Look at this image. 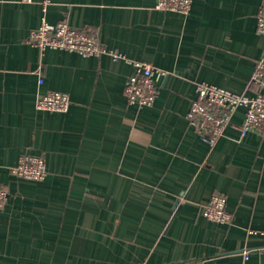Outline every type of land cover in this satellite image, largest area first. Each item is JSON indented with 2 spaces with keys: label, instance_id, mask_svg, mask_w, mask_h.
<instances>
[{
  "label": "crops",
  "instance_id": "crops-1",
  "mask_svg": "<svg viewBox=\"0 0 264 264\" xmlns=\"http://www.w3.org/2000/svg\"><path fill=\"white\" fill-rule=\"evenodd\" d=\"M41 1L0 0V264H264V134L242 136L238 108L210 146L186 119L199 83L256 93L262 0H193L186 16L156 0ZM43 18L124 59L39 52L26 39ZM129 61L167 73L150 107L126 101ZM49 91L66 113L36 109ZM25 153L43 157L44 181L12 176ZM214 194L229 224L202 216Z\"/></svg>",
  "mask_w": 264,
  "mask_h": 264
},
{
  "label": "built area",
  "instance_id": "built-area-1",
  "mask_svg": "<svg viewBox=\"0 0 264 264\" xmlns=\"http://www.w3.org/2000/svg\"><path fill=\"white\" fill-rule=\"evenodd\" d=\"M23 3H32V0H22ZM193 0H156L155 9L164 12H173L188 15ZM45 13L50 0L41 1ZM256 30L264 36V0L256 18ZM26 43L37 48L39 52L46 49L74 52L84 57L108 55L113 60L124 59L118 53L105 49L99 40L98 34L89 29H76L61 21L54 25L42 19L41 26L31 31ZM126 60V59H125ZM133 73L127 78L124 87V96L128 105L138 109L150 107L157 96V83L167 76L164 70L156 68L143 61H129ZM43 79H38V85ZM250 84L256 87L253 96L235 94L228 90L205 83L196 85V97L191 101L189 112L186 115L189 125L201 140L214 146L223 135L227 125L238 108L244 109L243 121L239 126L242 136L249 132L264 134V50L261 58L256 61ZM70 106L67 94L49 91L38 93L35 107L38 111L66 113ZM12 176L31 182H42L46 178V164L41 156L22 154L17 164L10 169ZM8 201V190L0 185V212ZM202 216L209 221L229 224L231 214L226 209L224 196L214 194L202 208ZM264 238V228L261 231ZM260 250H264L263 247ZM250 251L244 252L247 258Z\"/></svg>",
  "mask_w": 264,
  "mask_h": 264
}]
</instances>
